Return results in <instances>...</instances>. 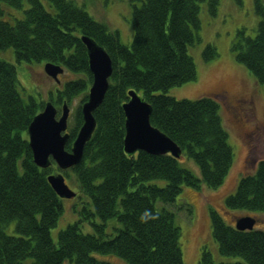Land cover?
<instances>
[{"label":"trees","instance_id":"trees-1","mask_svg":"<svg viewBox=\"0 0 264 264\" xmlns=\"http://www.w3.org/2000/svg\"><path fill=\"white\" fill-rule=\"evenodd\" d=\"M45 1L48 7L42 0H0V51L11 48L16 59L0 57V264H26L29 258L34 264H115L99 257L107 254L125 264H184L182 229L171 207L184 186L220 188L234 162V150L217 98H177L169 91L197 79L190 50L201 41L202 8L216 16L221 0H131L134 37L129 44L75 0ZM235 2L242 5L244 0ZM254 5L260 19L255 33L238 29L232 50L264 85V0H254ZM83 35L106 49L113 72L94 112L97 125L83 158L69 169L77 183L76 197L85 195V204L78 211L79 221L61 229L54 240L52 228L65 207L48 175L63 172L66 181L71 175L53 160L47 168L34 162L27 129L46 102L42 96L25 99L17 64L61 65L77 77L63 81L56 94L50 93V101L61 105L83 94L85 102L93 77ZM202 56L205 62L215 59L216 46L208 43ZM130 90L151 104V124L176 142L180 158L142 150L126 153L123 104ZM75 116L67 150L83 123L81 106ZM182 157L194 162L199 176L182 165ZM225 205L264 213V158L254 172L240 178ZM209 214L219 254L242 259L219 264H264L263 229L238 230L213 207ZM113 219L121 227L111 235L107 222ZM12 222L14 233H9L6 228ZM83 224H91L94 232L85 233ZM199 264H216L206 246Z\"/></svg>","mask_w":264,"mask_h":264},{"label":"rangeland","instance_id":"rangeland-1","mask_svg":"<svg viewBox=\"0 0 264 264\" xmlns=\"http://www.w3.org/2000/svg\"><path fill=\"white\" fill-rule=\"evenodd\" d=\"M46 6L49 3L42 0ZM79 6L84 7L96 20L106 23L111 30H118L123 43L129 44L134 37L131 23L133 5L131 0H75ZM25 7H28L27 2ZM22 16V11L18 12ZM202 28L199 32V41L190 52L197 64L198 77L189 82L170 89L169 94L177 98L196 99L203 96H212L220 102V111L224 126L229 134V142L234 150V162L226 176L223 185L218 189L203 187L196 190L190 186H184L178 197L177 205L171 209L176 212V221L182 229V252L184 264H199L201 252L204 246L208 247L216 260L221 262H235L242 260L240 257H226L218 252L217 243L212 236L210 208L219 211L227 223L235 224L241 216H252L256 219V229L264 230V213L247 210H231L225 205V198L235 192L240 178L246 173H252L257 163L264 158V85L258 83L250 71L235 57L232 50V42L237 30L246 28L249 33H255L259 23L256 14L254 0H244L240 5L235 0H221L218 14L212 16L205 7L201 12ZM208 43L216 46L218 56L209 61L203 60V50ZM0 57L16 62L13 49L0 51ZM19 88L22 95L28 100L30 95L42 96L45 102L50 101V93L56 94V89L62 82L71 77L64 69L59 75L60 83L45 72V62H22L17 64ZM89 91V90H88ZM227 92L229 98L242 100L246 118L236 120L242 114L237 115L228 100L220 93ZM88 97V96H87ZM83 94L77 95L67 101L70 107L68 120V132L76 125V109L82 106ZM63 104V103H62ZM61 105H55L58 115L61 114ZM246 121V122H245ZM184 167L191 169L199 176V170L194 162L182 157ZM70 169V168H69ZM67 169V170H69ZM70 177L67 183L72 189L78 191L73 172L69 170ZM163 184L162 181H159ZM85 195L72 199H64V214L56 227L52 228V237L57 240L61 229L69 224L79 221L78 211L85 204ZM100 222L99 219H96ZM15 222L8 225L7 232L14 233ZM115 227H121L115 219L107 222V232L116 234ZM85 233L94 232L91 224H83ZM115 264H125L113 254L101 255ZM26 264H34L31 258Z\"/></svg>","mask_w":264,"mask_h":264},{"label":"water","instance_id":"water-1","mask_svg":"<svg viewBox=\"0 0 264 264\" xmlns=\"http://www.w3.org/2000/svg\"><path fill=\"white\" fill-rule=\"evenodd\" d=\"M81 39L87 47L89 67L93 77L87 100L81 106L83 123L72 143L71 150H67L66 144L70 139L68 102H63L59 116H57L58 110L54 103L46 102L44 109L35 115L27 129L34 162L41 168L49 167L52 160L61 170H67L81 162L84 147L97 125L94 112L104 100L109 87V79L113 72L110 55L92 37L83 35ZM45 72L60 82L59 75L64 72V68L61 65L47 62ZM128 95L130 99L123 104L126 117L124 138L126 153L135 154L142 150L155 155L169 153L180 158L182 150L176 142L151 124V104L135 90H130ZM48 181L61 198L76 197L77 192L67 183L63 172L49 174ZM256 223V219L252 216H241L235 221V227L238 230H253Z\"/></svg>","mask_w":264,"mask_h":264},{"label":"flooded vegetation","instance_id":"flooded-vegetation-1","mask_svg":"<svg viewBox=\"0 0 264 264\" xmlns=\"http://www.w3.org/2000/svg\"><path fill=\"white\" fill-rule=\"evenodd\" d=\"M228 93L227 92H221L220 95L225 99V100H228L230 102V104L232 105V107L237 110V115L238 114H242V116L238 115L239 116V119L242 120L243 118H246V115H245V109L243 108L242 106V100L238 99V98H235V97H232L231 99L229 98V96L227 95ZM246 122V121H245Z\"/></svg>","mask_w":264,"mask_h":264}]
</instances>
